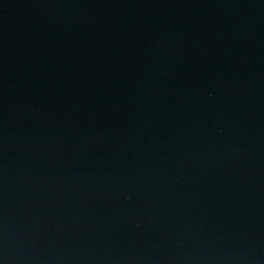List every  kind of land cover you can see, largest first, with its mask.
I'll list each match as a JSON object with an SVG mask.
<instances>
[{
  "label": "water",
  "instance_id": "95a60500",
  "mask_svg": "<svg viewBox=\"0 0 264 264\" xmlns=\"http://www.w3.org/2000/svg\"><path fill=\"white\" fill-rule=\"evenodd\" d=\"M0 264H264V0H0Z\"/></svg>",
  "mask_w": 264,
  "mask_h": 264
}]
</instances>
